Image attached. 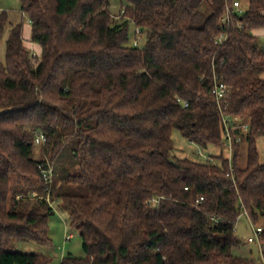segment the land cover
<instances>
[{"label": "trees", "instance_id": "trees-1", "mask_svg": "<svg viewBox=\"0 0 264 264\" xmlns=\"http://www.w3.org/2000/svg\"><path fill=\"white\" fill-rule=\"evenodd\" d=\"M20 1L42 52L16 24L0 53V264H50L14 245H51V203L69 211L85 253L62 264H259L234 250L244 215L262 224L264 254V0H244L227 25L234 0H120L119 15L109 0ZM8 24L0 12V48ZM215 78L229 88L226 113L249 126L232 173L223 155H173L174 129L225 147Z\"/></svg>", "mask_w": 264, "mask_h": 264}, {"label": "rangeland", "instance_id": "rangeland-1", "mask_svg": "<svg viewBox=\"0 0 264 264\" xmlns=\"http://www.w3.org/2000/svg\"><path fill=\"white\" fill-rule=\"evenodd\" d=\"M110 11L113 15H119L121 9L120 0H109ZM0 11H6L9 16V24L7 25L4 33V39L1 44L0 53L3 60H5L6 55V40L10 35V30L12 26L16 24H23V33L26 35L30 24L27 17L21 11V1L20 0H0ZM131 34L134 38L135 31L137 29L131 26ZM26 44H34L25 37ZM260 45L264 48V40H260ZM36 46L40 49L41 46ZM172 139L174 141V151L173 155L179 158H189L191 160H198L201 154V158L210 155H223L228 156L229 150L226 147L223 148H209L208 150H203L197 145L192 144L187 139H185L179 130L174 129L172 133ZM243 145V144H242ZM258 150L261 159L264 161V137L258 140ZM36 158L40 159L42 156L41 147L38 145L35 149ZM247 159V146L244 144L241 149L239 163L242 167L245 166ZM54 214L49 217V238L51 239V245L43 246L38 245L33 242H17L14 245V251L17 252H38L42 253L50 258V264H62L64 258H66L69 253L75 258H83L85 253L82 248V239L79 232L72 228L70 225L69 211L64 209L59 203L53 204ZM253 226H262L261 223L255 225L253 224L247 216H241L236 224L235 231L236 235L241 241L239 248L234 250V254L239 257L248 258L255 260L257 263L262 264L263 259L261 252L256 244L248 242L250 237H253ZM68 235H72L71 240H66Z\"/></svg>", "mask_w": 264, "mask_h": 264}, {"label": "built area", "instance_id": "built-area-1", "mask_svg": "<svg viewBox=\"0 0 264 264\" xmlns=\"http://www.w3.org/2000/svg\"><path fill=\"white\" fill-rule=\"evenodd\" d=\"M243 1L244 0H234L231 5L226 6L225 12L222 18V22L224 24H229L232 20V15L237 14L241 15L244 13L243 8ZM139 32V31H138ZM141 38L138 37L135 40V45H137L140 42ZM226 40V34H221L220 37L216 39L217 44H222ZM34 55V54H33ZM35 56V55H34ZM213 96L215 98V101L217 102L218 109L222 118V124L225 131V147L229 150L227 159L229 160L231 173L234 171L232 160H233V150H234V142H240L241 137L236 134L237 131H241L243 134H247L249 131V126L246 123H243L239 117L231 116L230 114L226 113L227 107L225 106L228 98H229V88L228 86L221 80H218L217 78L214 79V86L212 90ZM180 103L184 107L188 106V103L185 101H182L181 99H178ZM46 142V139L43 136H40L37 140V144H41ZM45 184H46V191L48 194H50L53 186V175H54V168L52 165L48 164L47 167L41 169ZM47 201L49 200V195L47 196ZM203 197L199 199V201H202ZM198 201V202H199ZM154 205H157L159 203L158 200L153 201ZM53 206V204L51 203ZM212 220L217 221L215 218ZM262 233L263 229L261 226L255 227L253 226V237H250L248 239L249 243L256 244L261 252V256L263 259L262 264H264V254H263V240H262ZM72 235H68L66 237V240H71Z\"/></svg>", "mask_w": 264, "mask_h": 264}, {"label": "crops", "instance_id": "crops-1", "mask_svg": "<svg viewBox=\"0 0 264 264\" xmlns=\"http://www.w3.org/2000/svg\"><path fill=\"white\" fill-rule=\"evenodd\" d=\"M1 10V9H0ZM1 12V11H0ZM28 19V18H27ZM28 21H29V19H28ZM29 24H30V27H29V29H28V31H27V33H26V35H24L23 34V37H24V39H25V37L27 38V39H29V41H31V23H30V21H29ZM254 35L258 38V40H259V43H260V40H264V29H262V30H259V31H256V32H254ZM25 45H26V47L35 55V56H40V54H41V52H42V49H40V48H38L37 46H36V44H26V40H25Z\"/></svg>", "mask_w": 264, "mask_h": 264}, {"label": "water", "instance_id": "water-1", "mask_svg": "<svg viewBox=\"0 0 264 264\" xmlns=\"http://www.w3.org/2000/svg\"><path fill=\"white\" fill-rule=\"evenodd\" d=\"M69 255H71V253H69Z\"/></svg>", "mask_w": 264, "mask_h": 264}]
</instances>
